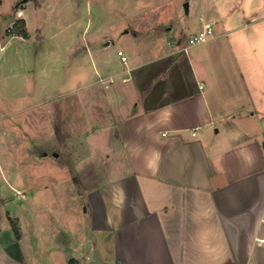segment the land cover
Returning <instances> with one entry per match:
<instances>
[{
  "label": "crops",
  "instance_id": "crops-1",
  "mask_svg": "<svg viewBox=\"0 0 264 264\" xmlns=\"http://www.w3.org/2000/svg\"><path fill=\"white\" fill-rule=\"evenodd\" d=\"M201 1L198 21L178 30L155 12L127 19L120 35L135 29L131 48L110 38L104 51L89 41L79 46L77 70L83 50L96 82L71 92L97 83L108 90L121 175L74 198L11 195L2 158L15 153L0 111V264H264V0ZM31 3L9 16L24 21L27 36L9 35L8 27L1 53L12 40L34 43ZM201 18L213 23L214 36L182 46L184 32L203 29ZM42 152L44 161L50 152Z\"/></svg>",
  "mask_w": 264,
  "mask_h": 264
},
{
  "label": "rangeland",
  "instance_id": "rangeland-1",
  "mask_svg": "<svg viewBox=\"0 0 264 264\" xmlns=\"http://www.w3.org/2000/svg\"><path fill=\"white\" fill-rule=\"evenodd\" d=\"M28 2H32L28 15L34 43L12 40L0 52V111L8 115L1 127L10 131L8 147L15 153L10 161L2 156V164L7 180L14 183L11 195L17 198H74L77 190L83 195L91 184L121 175L125 164L108 121V90L97 83L71 92L79 85L96 82L86 71L89 57L83 50L81 70H77L79 46L89 41L104 51L110 38L122 49L131 48L134 44L127 38H135V29L128 26L130 34L120 35L127 19H152L149 12H155L157 21L178 30L180 22L198 21L203 1L195 0L187 15L185 4L189 0H0L4 16L1 35H6L13 23L9 35H19L25 29L9 16ZM38 34L44 36L42 41H36ZM187 39L184 32L179 39L182 46ZM97 61L101 73L108 74V59L99 56ZM46 87L48 91H44ZM46 96L51 100L45 106ZM106 146L108 160L103 153ZM44 149L50 156L43 161ZM54 153L58 154L55 159ZM49 229L51 234L57 232L55 226Z\"/></svg>",
  "mask_w": 264,
  "mask_h": 264
},
{
  "label": "built area",
  "instance_id": "built-area-1",
  "mask_svg": "<svg viewBox=\"0 0 264 264\" xmlns=\"http://www.w3.org/2000/svg\"><path fill=\"white\" fill-rule=\"evenodd\" d=\"M201 21L203 22V29L200 32L189 36V38H188V45L189 46H194V45L205 43L214 36L213 23L208 22V21H204L203 18H201ZM14 26H15V23H13L9 27L8 32L12 31L14 29ZM122 54L123 53L120 52V55H122ZM123 61L125 62L126 59L123 58ZM105 87L108 88L109 85L107 84Z\"/></svg>",
  "mask_w": 264,
  "mask_h": 264
},
{
  "label": "trees",
  "instance_id": "trees-1",
  "mask_svg": "<svg viewBox=\"0 0 264 264\" xmlns=\"http://www.w3.org/2000/svg\"><path fill=\"white\" fill-rule=\"evenodd\" d=\"M20 25H21V26H25L24 21H20ZM20 35H22V36H27V33H26V31H25L24 29H22L21 32H20ZM12 226H13V228H14V230H15L17 236H19L18 229H17V227L15 226V224H14L13 222H12ZM70 263H71V264H75V262H74L73 260H71Z\"/></svg>",
  "mask_w": 264,
  "mask_h": 264
},
{
  "label": "water",
  "instance_id": "water-1",
  "mask_svg": "<svg viewBox=\"0 0 264 264\" xmlns=\"http://www.w3.org/2000/svg\"><path fill=\"white\" fill-rule=\"evenodd\" d=\"M186 9L188 8V4L185 5Z\"/></svg>",
  "mask_w": 264,
  "mask_h": 264
}]
</instances>
